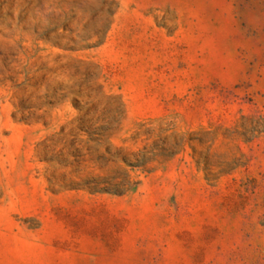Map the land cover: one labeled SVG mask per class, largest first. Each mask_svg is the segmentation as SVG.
Instances as JSON below:
<instances>
[{
    "label": "rangeland",
    "instance_id": "obj_1",
    "mask_svg": "<svg viewBox=\"0 0 264 264\" xmlns=\"http://www.w3.org/2000/svg\"><path fill=\"white\" fill-rule=\"evenodd\" d=\"M0 264H264V0H0Z\"/></svg>",
    "mask_w": 264,
    "mask_h": 264
}]
</instances>
